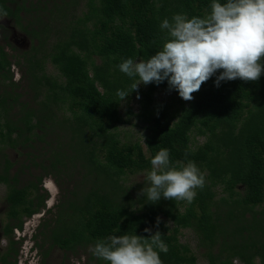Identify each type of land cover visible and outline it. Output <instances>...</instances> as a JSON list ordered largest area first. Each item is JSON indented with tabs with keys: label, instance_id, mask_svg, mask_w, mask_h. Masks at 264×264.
<instances>
[{
	"label": "trees",
	"instance_id": "16d2710c",
	"mask_svg": "<svg viewBox=\"0 0 264 264\" xmlns=\"http://www.w3.org/2000/svg\"><path fill=\"white\" fill-rule=\"evenodd\" d=\"M38 1L0 0V9L32 37L29 56L28 51L21 54L30 101L19 99L11 60L0 44V144L22 147L52 135L53 146L45 140L51 147L46 162L34 166L43 174H65L66 167L69 174L70 169L79 173L49 227L50 245L74 251L112 235L147 237L144 229L150 228L159 230L167 245L166 253L156 249L163 264H194L190 248L177 239L179 229L188 227L207 264H233L234 258L241 264H264V74L256 82L222 81L219 87L213 76L191 101L178 100L174 109L154 100L157 88L168 89L166 81L148 84L139 100L147 128L144 148L138 141H121L112 129L122 120L116 93L135 82L118 65L129 58L148 60L168 38L160 28L164 19L171 22L176 14L204 18L212 0H84L80 14L66 8L78 0ZM45 60L59 80L44 71ZM193 129L205 135L194 146ZM65 132L76 141L77 169L68 163ZM162 148L168 149L173 165L191 160L204 175V187L191 204L163 198L149 203L122 185L125 173L150 172L151 159ZM11 165L0 152L6 207L0 264H15L19 240L11 231L20 229L21 218L37 211L46 196L37 184L41 173L17 184ZM159 214L171 221L170 227Z\"/></svg>",
	"mask_w": 264,
	"mask_h": 264
},
{
	"label": "clouds",
	"instance_id": "9594fccd",
	"mask_svg": "<svg viewBox=\"0 0 264 264\" xmlns=\"http://www.w3.org/2000/svg\"><path fill=\"white\" fill-rule=\"evenodd\" d=\"M7 15L0 9V19ZM160 28L167 30L168 36L161 50L146 61L129 58L118 65L120 72L135 81L130 90L117 91L120 102L140 84L166 81L169 91L191 101L193 93L213 76L219 87L222 81L256 82L264 74V0H212L204 18L176 14L171 22L164 19ZM151 166L149 184L140 193L149 203L163 198L191 204L197 189L204 187L205 177L195 162L173 165L168 149H160ZM144 232L149 236L112 235L95 243L90 251L107 264H163L159 252L166 253L168 248L162 234L150 228Z\"/></svg>",
	"mask_w": 264,
	"mask_h": 264
},
{
	"label": "rangeland",
	"instance_id": "374dc122",
	"mask_svg": "<svg viewBox=\"0 0 264 264\" xmlns=\"http://www.w3.org/2000/svg\"><path fill=\"white\" fill-rule=\"evenodd\" d=\"M24 2L34 1V0H23ZM49 5L50 0L44 1L39 0ZM59 3V0H57ZM84 0H78L77 3H69L66 5L68 8V13L80 14L84 9ZM44 14H47L45 12ZM3 24L0 22V27ZM15 28H18L14 25ZM15 39V40H14ZM8 41L13 46L11 50H20L23 47V41L20 35L16 33L13 39ZM2 39L0 38V44ZM10 48H7L9 50ZM13 52V51H12ZM18 61V62H17ZM140 61L138 59L133 60ZM10 71L12 73L11 79L14 81L15 91L21 93L19 99L30 101L28 96V88L26 86V78L21 74L22 62L17 56L11 58ZM44 71L50 76L60 79L61 76L58 74L56 68L50 64L47 60L43 62ZM138 79V78H137ZM146 85L140 84L137 90H134L124 101L119 103L118 112L122 118L120 122H116L112 125V129L116 132L118 138L123 142L138 141L144 148V137L147 132L146 120L144 116L140 113V93L145 88ZM139 97V98H137ZM154 100L158 102H163L168 107L174 109L179 105V101L186 102L182 100L176 91L163 90L157 88L154 91ZM12 110H15L14 108ZM60 112V110L58 111ZM52 135L44 136L43 141H33L31 145H26L22 147L11 148L9 146L0 144V152H3L5 156L12 162L10 167V172H14L16 176V183L23 184L27 180L33 178L34 176L41 173V182L48 186L47 190L41 189V192H46V196L43 199V204L40 206L36 212L31 213L29 216H24L21 218V227L16 231L12 229V238H17L18 243H14L18 247L15 264H37L42 261L43 264H95L98 260L101 264L102 259H98L92 255L90 251V244L83 247H78L74 251H64L63 249L57 247L56 245H50L48 240V231L51 227L55 213L57 212L59 204L69 196L67 193L78 180L79 173L76 170L70 169L71 174H69L67 167L63 168V173L65 174H55L42 173L41 170L34 166L33 162H46L44 157L48 155L51 147L46 145L45 140L49 141L53 146L55 141L51 140ZM65 142L67 145L68 152V163L73 164L76 168L77 152H76V141L69 138L68 132L64 134ZM205 138L203 134H197L193 129L190 132V142L192 146L201 143ZM56 139V138H55ZM59 140V138H58ZM60 156V152L58 157ZM77 169V168H76ZM79 169V168H78ZM62 173V172H61ZM149 172L137 171L132 173H125L121 178V183L128 191H131L132 196H140L141 189L144 185L148 183L147 174ZM4 184L0 183V224L5 219V203H4ZM78 201V200H77ZM136 207H140L141 204L135 203ZM167 225L171 226V221L167 219L162 214L158 215ZM177 239L183 244H187L190 251L195 256L194 264H207L206 258L203 255V247L197 245L196 237L193 231L188 227H183L179 229L177 234ZM5 239L0 237V248L4 246ZM30 246V247H28ZM28 247V250H27ZM213 252L217 251V245L214 244L211 247ZM233 260V259H232ZM234 260L241 264L236 258ZM235 263V264H237Z\"/></svg>",
	"mask_w": 264,
	"mask_h": 264
},
{
	"label": "flooded vegetation",
	"instance_id": "af4514ba",
	"mask_svg": "<svg viewBox=\"0 0 264 264\" xmlns=\"http://www.w3.org/2000/svg\"><path fill=\"white\" fill-rule=\"evenodd\" d=\"M15 2H12V1H7V4H10V5H14ZM25 4H28L25 2ZM28 14V13H27ZM28 17V16H26ZM0 22L1 24H3L1 27H0V38L2 39V43L1 45L3 46V49L6 51V53L9 55V58L11 60L12 56L13 57H19L20 58V61L23 62L24 64L26 63L25 62V59L23 60V57L21 56V54L25 51H28L27 52V56H29L28 54H30L29 52V49H30V43H31V39L32 37H30V34L24 32V31H21L20 29L18 28H15L14 26V21L11 17L7 16L3 19H0ZM18 33L20 35V38L22 39V41L24 42L23 43V47L16 51V50H7V48H9V45L7 44L8 41V38L9 39H13L14 35ZM15 40V39H14ZM13 51V52H12ZM12 64V63H10ZM51 64V63H50ZM10 67V66H9ZM26 67L24 65H22V71H21V74L20 75H23V76H26ZM9 71H10V68H9ZM11 73V71H10ZM12 75V73H11ZM45 183V182H44ZM43 181L41 182V180L37 183L38 186L41 187V189H44V190H47L48 186L46 184H44ZM48 191V190H47ZM36 212V211H35ZM1 227V225H0ZM16 230V229H15ZM18 231V229L16 230ZM0 235H1V230H0ZM4 238V237H2ZM5 239V238H4ZM4 243L6 244V240L4 241ZM4 244V245H5ZM30 247V246H28ZM28 247H27V250H28ZM3 249V247L0 248V250ZM68 251V250H66ZM39 264V263H37Z\"/></svg>",
	"mask_w": 264,
	"mask_h": 264
},
{
	"label": "built area",
	"instance_id": "2783aa9c",
	"mask_svg": "<svg viewBox=\"0 0 264 264\" xmlns=\"http://www.w3.org/2000/svg\"><path fill=\"white\" fill-rule=\"evenodd\" d=\"M232 263L235 264V263H237V262L233 259V260H232ZM237 264H239V263H237Z\"/></svg>",
	"mask_w": 264,
	"mask_h": 264
}]
</instances>
